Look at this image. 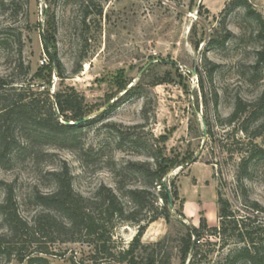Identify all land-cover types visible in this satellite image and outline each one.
<instances>
[{"label":"rangeland","instance_id":"1","mask_svg":"<svg viewBox=\"0 0 264 264\" xmlns=\"http://www.w3.org/2000/svg\"><path fill=\"white\" fill-rule=\"evenodd\" d=\"M232 1L225 17L229 39L206 47ZM246 1L256 15L247 13L240 0H0V76L17 86L33 76L38 90L49 88L50 94L79 93L87 120L75 131L50 134L32 124H15L17 144L10 160L0 163V203L11 188L22 217L41 210L32 192H49L50 172L62 162L69 166L73 188L85 196L103 184L115 189L117 180L124 190L142 186L144 179L131 163L151 161L148 146L155 143L171 166L162 181L167 187L173 181L178 191L173 212H182L185 223L198 227L205 218L209 227L219 226L220 194L236 216L263 228L257 238H264V212L252 205L264 208V130L255 136L256 126L264 123V0ZM43 39L62 66L61 76ZM211 65L216 69L209 82L205 67ZM37 97L46 111L45 94ZM237 99L259 110L245 124L247 133L240 131L243 119L232 125L225 121ZM243 157L248 158L244 167ZM5 232L0 213V235ZM180 232L176 216L168 222L159 218L142 241ZM135 233L136 226H118L115 239L127 244ZM223 242L221 235L203 234V264H224L226 253L240 245L229 241L221 247ZM20 244L33 250L26 239ZM46 248L48 264H70L72 256L85 261L90 252L86 244L60 239ZM0 264L25 263L0 255Z\"/></svg>","mask_w":264,"mask_h":264},{"label":"trees","instance_id":"2","mask_svg":"<svg viewBox=\"0 0 264 264\" xmlns=\"http://www.w3.org/2000/svg\"><path fill=\"white\" fill-rule=\"evenodd\" d=\"M52 1L55 3L58 0ZM240 1L245 5L247 13L256 15L246 0ZM234 3L235 1L230 2L222 10L223 17L217 28L213 30L206 47L221 46L229 39L231 32L226 27L225 17ZM97 14L102 15V11ZM45 41L44 51L52 60ZM203 41V39L195 41V49H198ZM4 42V39L1 40V43ZM204 58L206 61V57ZM18 67H22V64H18ZM26 67V72L29 73L28 64ZM57 69V75L61 76L62 66L59 62ZM205 69L207 80L211 82L216 65ZM7 77L0 76V163H7L10 160L11 151L17 144L15 124H32L50 134L59 130L75 131L86 123L87 120L76 124L85 116L84 98L79 93L71 91L50 94L49 88L38 90V86L33 82V76H30V83L19 86L15 85L14 79ZM200 85L204 90L202 78ZM128 92L127 90L126 93ZM43 93L48 100V109L44 112L40 109L37 97L38 94ZM138 94L147 98L144 92ZM203 95L207 106V95L204 92ZM50 97L53 98L52 101ZM211 97L216 105V92H213ZM258 101L259 104L262 98ZM147 105L148 102L145 101L142 109L145 117L148 112ZM250 106L247 102L237 99L233 112L225 120L226 123L232 125L235 121L243 119L240 131L247 133L245 124L256 119L259 112L258 108L253 109ZM110 107L112 108L113 105ZM62 120L65 123L61 122ZM69 121L74 124H68ZM204 121L209 125L206 116ZM139 127L141 126L135 128ZM255 129L257 131L255 136H260L264 130V123L258 124ZM148 150L151 161L131 163L144 179L142 186L124 190V186L117 180L115 189L103 184L89 196L73 188L69 166L62 162L58 168L50 172L53 179L52 189L49 192L37 190L32 192V199L41 210L34 212L28 218L19 214L13 192L11 188H7L4 200L0 203V213L6 226V232L0 235V255L8 257L13 255L19 263L48 264L45 258L49 253L46 243L60 239L62 242H78L90 247L85 259L86 263L72 256L70 264H176L175 257L178 259L177 264H203L202 261L207 255L202 254L200 243L203 234L207 233L212 236L221 235L224 240L221 247L228 245L229 241L240 244L226 253L224 264H264V238H257L263 228L256 224L252 225L254 221L245 215L236 216L230 209L229 201L220 194L217 200L219 226L209 227L206 219L200 218L199 226L195 227L184 222L185 216L182 212H171L164 190L167 184L162 181L171 166L155 143L150 144ZM247 159L245 157L241 159L242 167ZM169 189L174 203L178 191L173 181ZM159 200H162V204ZM252 205L264 212V208L257 203ZM175 216L181 224V232L178 236L168 233L154 242L142 241L150 223L159 218L168 222ZM122 225L136 226V233L127 244L115 239V230ZM23 239L33 247L31 252L21 247L20 243ZM193 242L194 250L189 256Z\"/></svg>","mask_w":264,"mask_h":264},{"label":"water","instance_id":"3","mask_svg":"<svg viewBox=\"0 0 264 264\" xmlns=\"http://www.w3.org/2000/svg\"><path fill=\"white\" fill-rule=\"evenodd\" d=\"M50 54H51L52 61H53V65H54V71L57 73V72H58V69H57L56 57H55V55H54L53 53H50ZM152 62H153V61H150V62H149L144 68H143V70H144V69H145L150 63H152ZM173 64H175V65L177 66V63H176V62H173ZM192 74H193V75L196 74V70H195V68L192 70ZM85 120H86V118H82V119H80L79 121H77L76 124L79 123V122H84ZM72 124H74V123H72ZM179 168L182 169L183 166H180ZM164 190H165V196H166V201H167L168 208H169L170 211L173 212V210H174V203H173V198H172V196H171L170 189H169V187L165 186V187H164ZM193 250H194V242H193V244H192V246H191V249H190V252H189V256L192 255Z\"/></svg>","mask_w":264,"mask_h":264}]
</instances>
